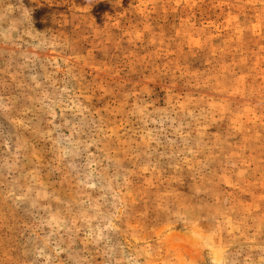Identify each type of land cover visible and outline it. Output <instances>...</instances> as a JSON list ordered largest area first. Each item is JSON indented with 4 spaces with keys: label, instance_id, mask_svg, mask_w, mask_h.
Instances as JSON below:
<instances>
[{
    "label": "rangeland",
    "instance_id": "374dc122",
    "mask_svg": "<svg viewBox=\"0 0 264 264\" xmlns=\"http://www.w3.org/2000/svg\"><path fill=\"white\" fill-rule=\"evenodd\" d=\"M0 264H264V0H0Z\"/></svg>",
    "mask_w": 264,
    "mask_h": 264
}]
</instances>
